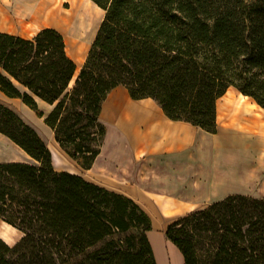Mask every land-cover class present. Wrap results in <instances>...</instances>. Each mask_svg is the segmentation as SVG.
<instances>
[{"label": "trees", "instance_id": "trees-1", "mask_svg": "<svg viewBox=\"0 0 264 264\" xmlns=\"http://www.w3.org/2000/svg\"><path fill=\"white\" fill-rule=\"evenodd\" d=\"M105 11L79 74L54 28L0 31V92L45 118L60 148L90 170L107 135L112 90L152 98L175 121L218 132L234 87L264 109V0H92ZM0 134L31 161L0 162V264H158L150 215L130 197L55 168L38 131L0 101ZM184 264H264V197L235 194L169 224Z\"/></svg>", "mask_w": 264, "mask_h": 264}, {"label": "crops", "instance_id": "crops-1", "mask_svg": "<svg viewBox=\"0 0 264 264\" xmlns=\"http://www.w3.org/2000/svg\"><path fill=\"white\" fill-rule=\"evenodd\" d=\"M14 1L25 17H35L36 14H30V9L21 6L19 0ZM30 20L38 26L30 34L14 30L3 32L33 38L44 28L57 29L50 26L53 23L41 26L37 18ZM94 39L74 38L72 44L77 45V49L73 54L69 53L66 41L77 72L91 48L86 42L92 43ZM230 92L231 88L218 100V132L213 134L190 122L170 119L154 99L134 100L125 86H118L108 95L101 114V120L104 124L110 122L112 129L105 124L107 135L102 152L94 166L85 170L87 174L97 173V178L82 176L130 197L150 215L153 228L160 223L165 231L171 222L189 212L230 195H249L251 167L247 144L250 131L257 144L264 140V109L238 90ZM0 101L19 115L21 110L33 111L21 99L10 98L2 92ZM110 131L118 133L119 152L111 159L104 153ZM256 151L259 168H264V150L257 146ZM151 236L153 229L149 232L150 241ZM169 243L182 257L178 248ZM167 261L169 264V258ZM181 264H184L183 257Z\"/></svg>", "mask_w": 264, "mask_h": 264}, {"label": "rangeland", "instance_id": "rangeland-1", "mask_svg": "<svg viewBox=\"0 0 264 264\" xmlns=\"http://www.w3.org/2000/svg\"><path fill=\"white\" fill-rule=\"evenodd\" d=\"M74 2L75 0H57L56 2L52 3V8L58 9V12L66 13L72 9V4ZM16 5L17 3L14 0H9V1L0 0V31L14 30L18 33H26V34H30L36 31V29H38V26L30 23L31 22L30 19L37 18L38 20H43L44 19L43 14H38L37 16L35 15L34 18L31 17L27 18L22 14V11L20 9H17L15 7ZM93 10L96 14L97 19L99 20V27H100L105 17V12L101 11V9H98L95 5H93ZM23 20H25L26 22L23 23L24 22ZM41 26H46V24H43ZM50 26L56 27L59 30V32L63 34L68 44L69 53L70 54L75 53L77 49V45L72 44L74 43V38H72L73 35L71 34L69 28L64 24L57 22L54 23V25L51 24ZM98 30L96 31L94 38ZM78 41H80L79 43L81 44L85 43V41L83 42L82 40H78ZM93 42L92 43L86 42L88 43L87 46L91 47ZM80 70H78L76 76L79 74ZM232 91H237V89L232 87L230 93H232ZM39 110L44 113L43 117L39 116L38 113L35 111L26 112L24 110H21L20 115L38 131V133L41 135V137L45 140V142L49 146L50 150L53 152L55 168L59 171H69L80 175L85 174L87 175V177L97 178L96 175L97 173L87 174V172L81 168V166L77 163V161L71 159L55 141L54 132L45 123V118L52 110V106L44 102H39ZM105 124L109 129H112V124L110 122H107ZM251 130H253L252 127ZM250 134H251L250 142L247 144V148L250 151L249 159H250V167H251L250 193L248 194L250 196L261 198L264 197V168H259V154L256 151L258 145L255 141L253 132L250 131ZM109 135H110V139L104 146V153L106 157L111 159V157L113 158L114 156L117 157L119 154L118 133L117 132L112 133L110 131ZM0 137L6 139L9 142L8 146L4 148H0V162L31 161L28 155L22 149H20L16 144L9 141L2 134H0ZM180 212L183 213L187 211H180ZM7 226L10 228V230L14 232L5 229ZM0 236L9 245L14 246L17 242L20 241L23 234L13 226L9 225L8 223L4 221H0ZM165 239L166 237H165L164 225L160 223L156 224L153 228V241L151 240V243L154 248V252L158 264H167L168 262L167 259L169 258V249L168 251L166 250L165 252H162V248H164V244H165Z\"/></svg>", "mask_w": 264, "mask_h": 264}, {"label": "bare ground", "instance_id": "bare-ground-1", "mask_svg": "<svg viewBox=\"0 0 264 264\" xmlns=\"http://www.w3.org/2000/svg\"><path fill=\"white\" fill-rule=\"evenodd\" d=\"M56 1L57 0H19L21 6L30 9V14H32V12H34V15L36 14V16L38 14H43L44 19L40 20L41 24H54L56 22L62 23L69 28L74 38L79 37L84 39L85 41L92 40L99 26V20L97 19L96 14L93 10V5H95L98 9L101 8L92 0H75V2L72 4V9L66 13H62L58 12V9L52 8V3ZM101 11L104 10L101 9ZM8 140L11 141L10 139ZM8 145L9 142L6 139L0 137V148H4ZM257 145L259 146V148L264 150V140H259V143ZM5 229L14 232L10 230L8 226ZM151 239L153 241V236H151ZM168 249L170 256L169 264H181L182 257L165 239V244L164 248H162V252H165L166 250L168 251Z\"/></svg>", "mask_w": 264, "mask_h": 264}]
</instances>
